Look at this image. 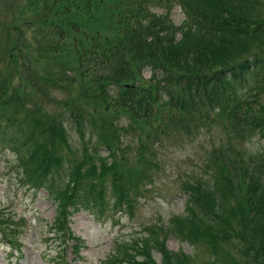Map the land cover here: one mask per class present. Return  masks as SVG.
<instances>
[{
    "label": "trees",
    "instance_id": "16d2710c",
    "mask_svg": "<svg viewBox=\"0 0 264 264\" xmlns=\"http://www.w3.org/2000/svg\"><path fill=\"white\" fill-rule=\"evenodd\" d=\"M29 1L59 41L44 52L56 62L59 75L51 84L32 85L22 77L15 85L18 71H0V146L19 157L22 181L45 191L53 202L56 216L51 228L65 237L67 218L79 208L105 215L114 205L113 213H131L143 184L157 169L158 163L150 166L153 159L148 156L158 157V151L147 146L163 136L193 137L219 125L227 143L221 141L211 151L201 170L207 177L197 175L188 182L184 215L161 229L163 238L146 236L132 249L135 254L126 249L114 263L188 264L193 255L165 245L173 233L195 248H208L216 260L227 246L233 264H264V0ZM161 6L169 10L164 15L153 11ZM176 6L185 15L179 26L169 17ZM61 38L66 39L63 45ZM95 75L101 78L89 79ZM39 76L35 78L44 82ZM84 77L96 84L87 92L86 103L95 107L88 115L81 99L85 89L80 90ZM47 86L66 90V97L52 106L43 98ZM67 117L81 136L86 129L83 120L89 122L99 137L97 148L105 143L109 129L119 144L121 136L137 134L138 145L132 149L123 142L121 147L129 146L112 154L108 145L109 160L87 144L74 151L68 142ZM125 117L130 120L127 126L122 123ZM37 130L57 138L60 146L38 137ZM255 138L263 143L250 152L246 144ZM235 140L239 146L233 152ZM60 147L68 148L78 163L73 176L57 182L64 167ZM132 157L146 171L129 168L127 158ZM93 177L111 183L112 203L104 187L89 182ZM159 252L160 261L155 258Z\"/></svg>",
    "mask_w": 264,
    "mask_h": 264
},
{
    "label": "rangeland",
    "instance_id": "374dc122",
    "mask_svg": "<svg viewBox=\"0 0 264 264\" xmlns=\"http://www.w3.org/2000/svg\"><path fill=\"white\" fill-rule=\"evenodd\" d=\"M36 5H32L29 0H0V71L12 69L19 71L14 75V80L18 82L22 77L25 82H36L42 85L49 82L58 76L59 72L55 68L56 62L51 55L45 56L44 52L47 48L55 47L59 41H55L51 35L49 22H45V18L35 14ZM163 10H158L161 13ZM22 17L23 22L15 20ZM172 20L175 24L180 25L185 16L180 7H175L172 11ZM14 21V22H13ZM13 24L14 29H10L9 34L6 28ZM21 29V30H20ZM20 30V31H19ZM58 40V38H56ZM66 39L61 38L60 44H65ZM17 46L19 48L17 49ZM41 50V52H40ZM19 58L14 60V58ZM41 56V57H40ZM22 71V73H21ZM42 74L44 82L35 78V75ZM151 73H146L150 77ZM41 77V76H39ZM42 78V77H41ZM101 75H95L89 79H100ZM80 90L83 103L86 104L85 115H88L92 105L86 102L90 98L87 94L91 91L94 83H89L88 77L82 78ZM49 84H51L49 82ZM48 92L51 97V105L55 100L63 99L67 95V91L58 87H48ZM115 93H119L118 87H114ZM95 94L99 95L100 91L95 89ZM46 99V97H44ZM100 109H105V103H101ZM124 125L130 124L127 117L123 119ZM88 127L85 129L83 136L79 135L76 130L75 122L67 117L65 126L68 132V142L70 147L75 151L78 146L83 148L84 144L93 149L100 147L106 148L110 145L113 148L111 154L121 149V152L129 145L121 147L123 142L131 145L132 149L138 145L137 134H129L126 137L121 136L122 143H117L112 129H109L105 134V143L97 148L99 137L94 134L91 125L86 121L84 123ZM135 123L133 122V126ZM138 133V132H137ZM37 136L41 138L51 139L57 146H60L57 138L43 136L42 132L37 130ZM167 139V141H166ZM226 143L227 134L223 127H213L212 130H203L195 137H184L182 139L172 140L167 136L160 138L151 147L158 151V156L151 158V165L158 163L159 177L156 180L155 187H150L146 197L138 200L137 205L131 213L133 219H129L127 215H116L111 220H107L104 215L97 214L94 217L87 212L76 214L72 218L71 229L76 236H80L85 240L86 249L82 252L80 258L75 259L71 253L70 246L66 248L63 264H102L109 255L114 251L118 242L123 245L137 247L142 242L143 237L149 232L156 238L161 236L162 227L170 225V220L185 212L186 194L183 189H187L188 181L201 177H207L204 173L205 164L213 148L219 146V143ZM263 143L259 138L253 139L246 147L249 151H255ZM239 143L235 140L231 144V149L236 152ZM67 148V147H66ZM68 149V148H67ZM60 147L59 155L64 158V167L60 169V177L57 182H62L67 175L73 176V169L78 163V157L73 156L70 150ZM100 151L102 156L109 152ZM109 151V150H108ZM250 151V152H251ZM127 155L132 154V151L125 150ZM234 155V154H233ZM120 157V155H117ZM106 159H108L106 157ZM131 161L130 167H137L140 171H146V167H141L138 163V158H127ZM107 165H111L107 162ZM21 169L17 156L10 150L0 149V209L2 216L6 219L18 220L21 217L26 218L25 227L22 228L21 242L23 249L21 254L15 252L11 257L9 245L4 243V236L0 231V264H14L19 261V264H61L53 261L55 257L58 259L60 253L61 238L51 235L49 232L50 225L54 222L55 209L52 202L47 199L48 196L44 192L35 193L22 185L18 171ZM204 170L201 172V170ZM96 181L99 186L104 187L107 194L111 193V183H105L103 177L89 178V182ZM89 182L86 183L89 188ZM139 191V190H138ZM96 219V220H95ZM101 221V222H99ZM9 223H11L9 221ZM22 224V222H21ZM189 228V226H188ZM187 228V229H188ZM165 245L172 251H177L194 256V259L189 260L188 264H233V254L230 249L225 246L224 251L216 260L213 257V252L201 248H195L186 241L176 237L175 234H170ZM20 255H22L20 257ZM159 259V255H155Z\"/></svg>",
    "mask_w": 264,
    "mask_h": 264
}]
</instances>
